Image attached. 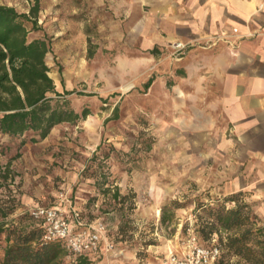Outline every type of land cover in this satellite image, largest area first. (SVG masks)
Wrapping results in <instances>:
<instances>
[{
	"label": "rangeland",
	"instance_id": "1",
	"mask_svg": "<svg viewBox=\"0 0 264 264\" xmlns=\"http://www.w3.org/2000/svg\"><path fill=\"white\" fill-rule=\"evenodd\" d=\"M39 1L38 29L26 23L28 40L48 42L45 61L56 90L73 91L65 96L71 107L89 114L55 126L35 143L20 145V138L0 134V257L1 230L60 196L85 222L105 226L92 264H165L190 233L218 244V236L205 240L196 232L202 214L196 206L239 193L227 181L230 136L225 120L211 111L210 95L196 87L195 72H186L172 54L171 42L147 40V1ZM32 4L0 0L20 13ZM242 194L264 223L248 192ZM172 202L178 207H168ZM106 243L113 245L109 252ZM65 260L73 262L74 255Z\"/></svg>",
	"mask_w": 264,
	"mask_h": 264
},
{
	"label": "trees",
	"instance_id": "2",
	"mask_svg": "<svg viewBox=\"0 0 264 264\" xmlns=\"http://www.w3.org/2000/svg\"><path fill=\"white\" fill-rule=\"evenodd\" d=\"M40 1L33 0L28 13L0 5V134L20 138V145L45 139L51 130L62 123H76L89 114L87 108L77 112L65 98L73 91L60 94L49 76L45 57L49 44L45 40H28L26 23L38 29ZM152 79L145 84L148 89ZM115 114L117 108H115ZM95 185L103 194L105 182ZM114 199H122L118 189ZM242 192L216 200L212 204L196 206V232L205 240L218 236L223 253L217 264H264V223ZM226 203L233 204L228 206ZM168 207L176 208L172 202ZM167 207L162 210V221L168 218ZM5 225V224H4ZM3 225V226H4ZM7 225V224H6ZM5 247L0 264H65L68 252L59 242L42 244L43 226L30 212H25L1 230ZM96 254V253H95ZM93 254L74 256L68 264H92Z\"/></svg>",
	"mask_w": 264,
	"mask_h": 264
},
{
	"label": "crops",
	"instance_id": "3",
	"mask_svg": "<svg viewBox=\"0 0 264 264\" xmlns=\"http://www.w3.org/2000/svg\"><path fill=\"white\" fill-rule=\"evenodd\" d=\"M151 42L205 43L181 58L210 95L211 111L225 120L227 181L232 193L248 192L264 216V0H146ZM236 30V32L234 31Z\"/></svg>",
	"mask_w": 264,
	"mask_h": 264
},
{
	"label": "built area",
	"instance_id": "4",
	"mask_svg": "<svg viewBox=\"0 0 264 264\" xmlns=\"http://www.w3.org/2000/svg\"><path fill=\"white\" fill-rule=\"evenodd\" d=\"M222 40H225L224 36H215L203 44L177 40L171 42L169 48L180 60L182 55L196 46L212 47ZM30 213L42 222V244L59 242L69 254L74 256L95 254L101 249L105 226L102 223L85 222L80 212L63 196H60L53 205L37 207ZM104 249L109 252L113 249V245L106 243ZM220 253V247L214 239L212 243L205 244L190 233L184 249L180 253H170L165 264H216Z\"/></svg>",
	"mask_w": 264,
	"mask_h": 264
}]
</instances>
